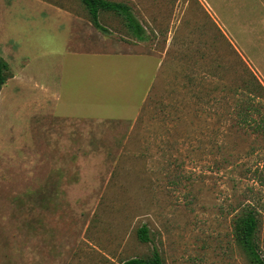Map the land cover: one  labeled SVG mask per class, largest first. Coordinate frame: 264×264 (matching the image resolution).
<instances>
[{
    "label": "rangeland",
    "instance_id": "374dc122",
    "mask_svg": "<svg viewBox=\"0 0 264 264\" xmlns=\"http://www.w3.org/2000/svg\"><path fill=\"white\" fill-rule=\"evenodd\" d=\"M110 1L144 40L112 11L96 28L80 0H0V264H122L154 247L163 264H255L248 210L264 259V0ZM130 49L154 61L144 96L98 108L83 95L98 55ZM73 52L94 63L70 79Z\"/></svg>",
    "mask_w": 264,
    "mask_h": 264
},
{
    "label": "crops",
    "instance_id": "0c3cea01",
    "mask_svg": "<svg viewBox=\"0 0 264 264\" xmlns=\"http://www.w3.org/2000/svg\"><path fill=\"white\" fill-rule=\"evenodd\" d=\"M60 11L64 15L68 14L64 10ZM71 55L74 58L70 57L66 64L69 74L73 73V75L67 76L70 79L75 77L79 67L80 69L84 68L81 65L84 64L87 67L94 63L91 58L92 55L84 58L79 57L80 52L69 54V56ZM98 57L96 61L99 69L96 82L98 92L95 95H90L91 92L83 95L87 99L90 96L93 97L98 108L109 107V109H113L112 106H119L125 112L131 111L138 104L139 99L144 96L146 88L153 79L154 61L145 53L132 51V49L123 52H104ZM63 63H65L64 59ZM64 65L60 66L62 70L65 69ZM112 69H115L116 72H111Z\"/></svg>",
    "mask_w": 264,
    "mask_h": 264
},
{
    "label": "trees",
    "instance_id": "16d2710c",
    "mask_svg": "<svg viewBox=\"0 0 264 264\" xmlns=\"http://www.w3.org/2000/svg\"><path fill=\"white\" fill-rule=\"evenodd\" d=\"M87 9L89 14V19L91 23L98 29L106 31V29L99 23L98 17L101 10L112 11L117 14L124 16L126 20V26L132 32V34L138 40L145 39V33L132 14L129 7L123 2H115L110 0H80ZM8 63L0 56V88L5 80L8 78ZM250 93V92H249ZM242 111V110H241ZM249 112H252V109H248ZM244 112V111H242ZM245 122H250L251 119L247 116H243ZM255 121V120H254ZM253 128L257 131H264V114L261 116L259 121H256L253 125ZM256 228V220L251 211H246L241 217V238L242 243L246 246L249 252L252 255V258L255 264H264V259L259 258L255 252L253 244V234ZM137 236L141 242H149V230L145 225H142L137 230ZM122 264H163L161 255L156 247L151 250V254L147 257H132L123 261Z\"/></svg>",
    "mask_w": 264,
    "mask_h": 264
}]
</instances>
